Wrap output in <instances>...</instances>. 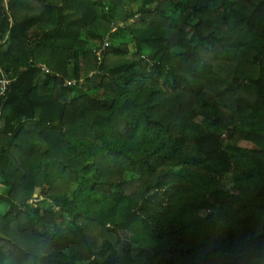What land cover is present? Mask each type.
Returning <instances> with one entry per match:
<instances>
[{
	"label": "trees",
	"instance_id": "obj_1",
	"mask_svg": "<svg viewBox=\"0 0 264 264\" xmlns=\"http://www.w3.org/2000/svg\"><path fill=\"white\" fill-rule=\"evenodd\" d=\"M8 6L0 264H264V0Z\"/></svg>",
	"mask_w": 264,
	"mask_h": 264
},
{
	"label": "built area",
	"instance_id": "obj_2",
	"mask_svg": "<svg viewBox=\"0 0 264 264\" xmlns=\"http://www.w3.org/2000/svg\"><path fill=\"white\" fill-rule=\"evenodd\" d=\"M8 4H9V0H3V6H5L4 9H5V11L7 12L8 16H9L8 21L10 22V24H12L13 23V18L11 16V13H10V9H9ZM7 37H5L4 40H0V48L6 42ZM109 46H110L109 37H106L105 40H104L103 46L101 48H99L97 51H95V53H96V55H97V57H98L99 60H101V58H102V52L104 50H106ZM44 70H45V68H44ZM12 82H13V80L11 78H9V76L7 75V73L4 71L3 67L0 64V129L2 128V125H3L2 124L1 101L7 95L8 88L11 85ZM67 85H69V86L75 85V82L68 81L67 82Z\"/></svg>",
	"mask_w": 264,
	"mask_h": 264
},
{
	"label": "rangeland",
	"instance_id": "obj_3",
	"mask_svg": "<svg viewBox=\"0 0 264 264\" xmlns=\"http://www.w3.org/2000/svg\"><path fill=\"white\" fill-rule=\"evenodd\" d=\"M4 7H5V6H4ZM225 183H226L227 188H230V187L233 185L230 176L226 177V179H225Z\"/></svg>",
	"mask_w": 264,
	"mask_h": 264
}]
</instances>
